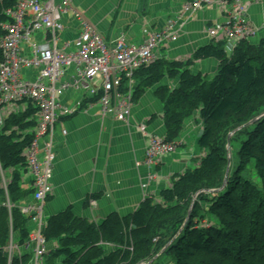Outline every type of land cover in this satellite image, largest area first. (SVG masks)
<instances>
[{"label": "trees", "instance_id": "obj_1", "mask_svg": "<svg viewBox=\"0 0 264 264\" xmlns=\"http://www.w3.org/2000/svg\"><path fill=\"white\" fill-rule=\"evenodd\" d=\"M16 1L0 0V37L1 25L9 21L4 12ZM192 59L215 60L214 78L207 80L205 74L192 73L178 62L157 59L135 73L132 97L136 101L146 89L158 85L165 140L177 142L184 122L195 117L202 127L196 147L204 155L194 168L174 177L169 188L150 195L132 213L111 214L99 224L75 217L71 208L49 216L42 235L48 242L56 241L57 247L43 264L147 263L161 247H155L154 241L171 240L182 227L186 217L182 213L193 195L223 186L228 135L264 113V36L239 42L231 56L222 43L202 44ZM165 78L175 81L174 86H159ZM35 112L28 106L0 127V173L7 181L4 189L0 175V264H7L3 248L10 232L18 245L28 238L29 219L19 206L32 196V189L22 185L27 174L24 151L34 137ZM240 130L234 136L244 135L229 160L224 187L196 196L182 231L166 249L167 260L160 264H264V116ZM247 170L252 173L245 177ZM7 200L12 206L11 224ZM13 264H19L16 257Z\"/></svg>", "mask_w": 264, "mask_h": 264}, {"label": "built area", "instance_id": "obj_2", "mask_svg": "<svg viewBox=\"0 0 264 264\" xmlns=\"http://www.w3.org/2000/svg\"><path fill=\"white\" fill-rule=\"evenodd\" d=\"M261 2L252 0L253 4ZM211 8L219 10L222 19L204 27V37L209 43H222L227 56L239 42L252 41L264 33V23L252 24L243 0H185L161 28L144 25L138 44L129 43L124 33L107 42L74 6V0H17L4 12L9 21L1 25L0 127L9 116L24 113L28 106L36 110L34 137L24 151L32 196L19 206L30 228L22 246L10 232L9 243L3 248L7 264H13L15 257L19 264H43L44 257L57 247L56 241H46L42 233L45 205L54 194V144L61 118L74 116L85 105V112L95 108L101 119L128 123L134 108L135 73L160 59L161 48L178 42L183 25ZM66 31L72 32L70 38H64ZM70 96L76 97L73 105L69 104ZM137 131L145 143L142 162L137 164L147 169L139 186L145 200L161 185L171 186L169 179L161 181L157 168L178 145L150 132L144 122ZM66 135L61 128V136ZM0 175L1 186L6 189L7 181ZM4 205L11 224L12 206L8 200ZM24 257L28 258L25 263Z\"/></svg>", "mask_w": 264, "mask_h": 264}, {"label": "crops", "instance_id": "obj_3", "mask_svg": "<svg viewBox=\"0 0 264 264\" xmlns=\"http://www.w3.org/2000/svg\"><path fill=\"white\" fill-rule=\"evenodd\" d=\"M184 1L74 0V6L107 42L124 33L129 43L138 44L142 41L141 30L144 25L153 29L161 28ZM243 1L248 6L252 24L260 26L264 23V0L259 4H253L252 0ZM221 19L222 14L215 8L199 12L183 25L176 44L161 48L160 59L167 60L178 56L182 60L184 55L192 56L200 45L209 43L204 37V27L211 26ZM70 33L72 32L66 31L64 38H70ZM262 36L264 33H260L258 38ZM193 62V67H197L195 73L201 72L211 78L215 76L218 67L215 60ZM157 87L158 85H155L146 89L139 99L134 101L131 119L125 124L113 118L101 119L95 108L85 112V105L80 106V112L74 116L61 118L54 144V194L45 205L46 221L49 216L67 208L72 209L75 217L95 224H99L111 214L126 215L136 210L143 201L139 186L147 174L144 166L137 165L142 162L145 144L137 126L144 122L150 132L162 136L165 133L162 121L163 106L156 93ZM75 101L76 97L70 96L69 104L73 105ZM194 119L195 117L184 122L177 139L185 148L178 147L177 151L157 168L161 181L173 179L176 173H184V170L179 172L182 167L179 166L177 158L187 156L192 149L198 150L196 142L201 125L200 121L195 122ZM61 128L67 131L64 137L61 136ZM196 164L187 166L186 169L190 170ZM22 186L24 189H30L27 175L24 176ZM164 188L161 185L151 193L157 195L158 191Z\"/></svg>", "mask_w": 264, "mask_h": 264}, {"label": "rangeland", "instance_id": "obj_4", "mask_svg": "<svg viewBox=\"0 0 264 264\" xmlns=\"http://www.w3.org/2000/svg\"><path fill=\"white\" fill-rule=\"evenodd\" d=\"M58 36H59V34H58ZM64 40V39H63ZM61 44V43H60ZM167 62H171V61H175V62H178V64H181V66L184 68V67H188V68H190V70H191V72L192 73H195V71H197V67H193V59H192V56H191V54L189 55V56H187V55H184V57H183V59L181 60V59H179V57L177 56V57H175V56H173V57H171V58H168L167 60H166ZM216 66V65H215ZM199 68H200V66H199ZM214 78V77H213ZM213 78H211V76L210 75H208L207 76V80H211V79H213ZM174 83H175V81H173V80H170V79H168V78H165V79H163V81L159 84V86H161V85H166L167 87H172V86H174ZM158 88V87H157ZM258 117V116H257ZM253 120V119H252ZM251 121V120H250ZM239 128V127H238ZM238 128H236V129H234V130H237ZM201 129H202V127H199V130L201 131ZM246 128H244V129H242V131H244ZM239 132L241 131V130H238ZM238 131H236V132H238ZM235 132V133H236ZM243 135H244V133H240L239 135L238 134H236L235 136H234V134L231 136V138H230V143H231V140L233 139V146H234V148L232 149V150H229L228 151V154H227V156L229 155L230 156V158L232 159V155H234V153L236 152V150H237V148H238V146H239V143H240V141L242 140V138H243ZM177 145H178V147L179 148H185V146H184V144L183 143H181L180 141H178L177 140ZM204 155V153L202 152V151H196L195 149H192L191 151H189V153H187V156H182V157H180V158H177L178 159V161H179V166L180 167H182V168H180V171L179 172H182L183 170H184V172L185 171H187V169H186V167L187 166H192L193 164H196L198 161H199V159L202 157ZM236 163H237V161L236 160H234L233 161V167H235L236 166ZM229 167V166H228ZM227 169V168H226ZM250 173H252V172H250L249 170H247L244 174H243V176H245V177H248L249 175H250ZM179 174L178 173H176L172 178L174 179V177H177ZM171 182H172V179L170 180ZM194 196L195 195H193V198H192V200H190L189 201V203H188V206L186 207V209L183 211V213H182V215H185L186 214V217H185V220H184V223H185V221H187L188 220V218H189V212L191 213V210H192V208H193V205H192V207H191V204H192V202L194 203V201H195V199H196V197H195V199H194ZM194 200V201H193ZM201 205L202 206H204V203H201ZM191 207V208H190ZM189 214V215H188ZM184 223H183V225H182V227L179 229V231L177 232V234L174 236V238L173 239H167V240H163L161 243H157V239L154 241V246L155 247H159V246H161L160 247V249H159V251L155 254V256H153L152 257V260H153V258H155V261H153L152 263H155V262H157L156 264H160V263H164L166 260H167V256L168 255H166L165 253H166V249L169 247V245L173 242V240L180 234V232L182 231V229H183V226H184ZM207 224L208 223V219H206V220H204L203 221V224ZM46 259H47V257H46ZM151 263V264H152ZM141 264H144V263H141Z\"/></svg>", "mask_w": 264, "mask_h": 264}, {"label": "water", "instance_id": "obj_5", "mask_svg": "<svg viewBox=\"0 0 264 264\" xmlns=\"http://www.w3.org/2000/svg\"><path fill=\"white\" fill-rule=\"evenodd\" d=\"M262 116H264V113L261 114L260 116L256 117V118H254L253 120L249 121V122L246 123L245 125L239 127L237 130H234L233 132H231V133L228 135V138H227V146H226L227 151L230 150L229 140H230L231 136H232L236 131L240 130L242 127L249 126V125L253 124L255 121H257V120H258L260 117H262ZM227 159H228V166H229V160H230V156H229V155L227 156ZM228 166H227V169H226V172H225L224 181H223V186H222L221 188H219V189H215V190H201V191H198V192L195 194L194 199H195V197H196L198 194H200V193H203V192H205V193H214V192H218L219 190H221V189L224 187L225 183H226V178H227V175H228ZM193 201H194V200H193ZM192 205H193V202H192V204H191V207H192ZM191 207H190V208H191ZM189 214H190V212H189ZM189 214H188V215H189ZM154 260H155V258H153V260H151V261H149V262H147V263H144V264H151Z\"/></svg>", "mask_w": 264, "mask_h": 264}]
</instances>
